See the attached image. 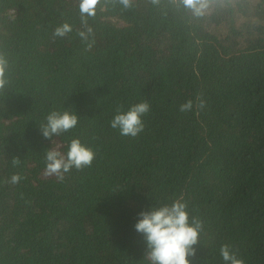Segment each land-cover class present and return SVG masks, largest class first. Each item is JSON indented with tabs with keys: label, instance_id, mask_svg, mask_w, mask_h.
<instances>
[{
	"label": "trees",
	"instance_id": "1",
	"mask_svg": "<svg viewBox=\"0 0 264 264\" xmlns=\"http://www.w3.org/2000/svg\"><path fill=\"white\" fill-rule=\"evenodd\" d=\"M80 3L0 0V264H150L139 213L177 199L203 223L192 264H224L225 243L264 264V0L199 16L179 0H100L95 16ZM144 101L136 137L111 127ZM53 110L78 123L46 139ZM76 138L91 166L45 175L47 150Z\"/></svg>",
	"mask_w": 264,
	"mask_h": 264
},
{
	"label": "clouds",
	"instance_id": "2",
	"mask_svg": "<svg viewBox=\"0 0 264 264\" xmlns=\"http://www.w3.org/2000/svg\"><path fill=\"white\" fill-rule=\"evenodd\" d=\"M99 3L100 0H81V15L95 16L96 6ZM120 3L129 7L131 0H120ZM179 3L194 15L199 16L209 8L211 0H179ZM71 31L72 26L64 23L55 29L54 35L65 37ZM91 31L89 28L87 32H80L79 35L87 41ZM6 65L7 60L0 54V89L7 83L5 79ZM197 100L199 101L198 107L202 109L205 106V101L200 96H197ZM122 107L117 108V114L111 121V127L119 129L121 135L136 137L145 127L142 117L150 110V104L147 101L140 102L131 106L126 112L122 111ZM192 108L193 101L189 99L180 105L179 110L188 112ZM46 120V124L40 125V129L46 139H51L73 129L78 123V115L67 110L63 112L53 110ZM95 155L93 149L82 144L80 139H72L66 154L54 147L47 150L45 175H54L63 180L64 174L73 167L81 170L91 166ZM12 163L14 166L18 165L19 158H13ZM20 179L18 174H14L11 176L10 182L15 184ZM187 207L182 199H177L170 205L153 206L151 210L139 213L140 219L135 224V229L144 235L147 243L145 259L150 264H192L189 257L196 255L195 246L200 242L203 223L198 217L190 219ZM220 254L224 264H245V260L238 258V252L234 251L232 246L227 243L221 246Z\"/></svg>",
	"mask_w": 264,
	"mask_h": 264
}]
</instances>
